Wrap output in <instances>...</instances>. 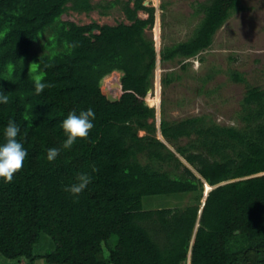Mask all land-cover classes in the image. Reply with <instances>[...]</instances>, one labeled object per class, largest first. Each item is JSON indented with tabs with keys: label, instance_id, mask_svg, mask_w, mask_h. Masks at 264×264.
Here are the masks:
<instances>
[{
	"label": "trees",
	"instance_id": "trees-1",
	"mask_svg": "<svg viewBox=\"0 0 264 264\" xmlns=\"http://www.w3.org/2000/svg\"><path fill=\"white\" fill-rule=\"evenodd\" d=\"M144 1L0 0V94L9 98L0 103V144L14 120L28 153L13 182L0 179L1 256L19 264H189L191 249V264H264V88L231 69L232 80L248 85L243 126L210 114L169 119L163 110L158 127L156 108L145 100L158 57L146 32L156 7ZM117 5L129 22L62 17L69 10L108 14ZM241 7V0L198 1L195 13L203 16L193 35L163 45L161 62L209 48ZM65 41L78 46L69 51ZM34 59L52 85L39 95L29 75ZM115 70L123 71L121 79ZM103 78L115 94L122 81L119 100L108 99ZM174 79L168 72L162 81ZM88 108L95 112L89 139L64 149L63 120ZM183 137L187 144L178 142ZM53 147L60 155L49 162ZM82 173L92 178L87 188L78 197L66 192ZM203 178L211 185L231 181L212 188L202 207ZM171 194L190 200L145 205L146 197Z\"/></svg>",
	"mask_w": 264,
	"mask_h": 264
},
{
	"label": "rangeland",
	"instance_id": "rangeland-1",
	"mask_svg": "<svg viewBox=\"0 0 264 264\" xmlns=\"http://www.w3.org/2000/svg\"><path fill=\"white\" fill-rule=\"evenodd\" d=\"M100 1L106 3L109 0H93L95 3ZM198 1L205 0L144 1L146 5L156 7L155 24L148 27L146 32L155 40L158 51L165 44L186 40L193 35L203 16L202 13H195ZM163 3H166L164 8H162ZM241 6V9L235 11L219 28L209 48L187 59L176 58L157 63L153 78V93L146 96L149 103L160 106L156 108L157 126L163 110L169 119L210 114L221 124L237 126L245 124L241 115L245 111L243 98L248 85L246 82L232 80L229 71L238 69L245 73L248 83L264 88V0H241ZM139 14L146 17L148 13L140 11ZM62 17L81 24L93 20L101 24L129 22L121 5L110 9L108 14H101L100 9L90 12L69 10ZM33 51H40L39 43L35 44ZM29 57L30 55L27 58ZM31 64H33L32 73L35 76L41 75L36 59L29 62V67ZM183 64H186V67H183ZM168 72H173L175 79L165 86L162 78ZM114 73L113 71L111 75ZM211 73L213 76L205 82L204 78ZM101 83L106 91L104 78ZM158 135L160 136L159 133ZM189 140V137H183L178 142L184 145ZM210 188L211 186L206 184V189ZM189 200L190 194H171L146 197L144 202L148 207H158L185 205ZM0 264L19 263L0 255ZM36 264L50 263L39 259Z\"/></svg>",
	"mask_w": 264,
	"mask_h": 264
},
{
	"label": "clouds",
	"instance_id": "clouds-1",
	"mask_svg": "<svg viewBox=\"0 0 264 264\" xmlns=\"http://www.w3.org/2000/svg\"><path fill=\"white\" fill-rule=\"evenodd\" d=\"M77 46L78 44H69L65 41V48L69 49V51ZM33 64L30 65L29 75L32 73ZM43 80L44 77L42 75H36L34 77V87L37 95L41 94L45 88L52 87L51 84H46ZM8 102V96L0 94V103L7 104ZM154 107L158 108L160 106ZM94 120L95 112L92 108L82 110L78 114L76 111L70 112L62 122V128L67 136V139L63 143V148L70 150L77 140H88L90 132L94 128ZM29 126H32L31 123H29ZM19 133L20 127L14 120H9L4 129L5 142L0 144V179H3L5 183L13 182L15 174L22 171L24 161L28 155L23 144L17 140ZM59 155L60 149L55 147L49 148L47 151V160L54 162ZM93 171H98V169L93 168ZM76 180V183L66 187L64 190L78 197L92 182V178L82 173L77 175Z\"/></svg>",
	"mask_w": 264,
	"mask_h": 264
},
{
	"label": "water",
	"instance_id": "water-1",
	"mask_svg": "<svg viewBox=\"0 0 264 264\" xmlns=\"http://www.w3.org/2000/svg\"><path fill=\"white\" fill-rule=\"evenodd\" d=\"M145 3V2H144ZM159 61H161V56H160V54H159V51H158V57H157V63L159 62ZM119 85H120V87H121V92L119 93V94H115L114 92H112L110 89H107L106 91H104V89H103V91H104V93L107 95V97H108V99L109 100H111V101H116V100H119L120 99V97H121V94L124 92V90H123V84H122V81H120V83H119ZM152 87L149 89V91H148V93H150V92H152ZM160 122H161V120H160ZM159 126H160V123H159ZM158 126V127H159ZM159 132L162 134V132H161V130L159 129ZM163 135V134H162ZM162 138V137H161ZM163 140H165L164 138H163ZM181 158H182V160L188 165V166H190L191 168H193L194 169V171L197 173V175L199 176V177H201L202 178V176H201V174H199L196 170H195V168L183 157V156H180ZM258 174H263V172H261V173H258ZM257 174V175H258ZM203 180H204V182H205V189H204V196H203V199H202V207H203V205L205 204V201H206V198H207V195L209 194V191L212 189V188H214V187H216V186H218V185H220V184H223V183H225V182H228V181H231V180H228V181H222V182H220V183H217V184H215V185H211V188L209 189V190H207L206 189V180L203 178ZM232 180H235V179H232ZM208 183V182H207ZM202 207H201V209H202ZM200 212H201V210H200ZM194 237H195V234H194ZM194 237H193V240H192V243H193V241H194ZM191 256H192V250L190 249V251H189V264H191Z\"/></svg>",
	"mask_w": 264,
	"mask_h": 264
},
{
	"label": "built area",
	"instance_id": "built-area-1",
	"mask_svg": "<svg viewBox=\"0 0 264 264\" xmlns=\"http://www.w3.org/2000/svg\"><path fill=\"white\" fill-rule=\"evenodd\" d=\"M152 93H153V90H152V92H150L149 94H151L152 95ZM155 95V94H154ZM145 100H146V102L149 104V105H154V106H158V105H156L155 103H149L148 101H147V99L145 98Z\"/></svg>",
	"mask_w": 264,
	"mask_h": 264
},
{
	"label": "crops",
	"instance_id": "crops-1",
	"mask_svg": "<svg viewBox=\"0 0 264 264\" xmlns=\"http://www.w3.org/2000/svg\"><path fill=\"white\" fill-rule=\"evenodd\" d=\"M148 15V14H147ZM161 50V49H160ZM160 50H159V54H160ZM115 71H117V72H119L120 74H119V76H120V79H121V76H122V74H123V71H121V70H115Z\"/></svg>",
	"mask_w": 264,
	"mask_h": 264
},
{
	"label": "bare ground",
	"instance_id": "bare-ground-1",
	"mask_svg": "<svg viewBox=\"0 0 264 264\" xmlns=\"http://www.w3.org/2000/svg\"><path fill=\"white\" fill-rule=\"evenodd\" d=\"M209 184V183H208ZM210 185V184H209Z\"/></svg>",
	"mask_w": 264,
	"mask_h": 264
}]
</instances>
